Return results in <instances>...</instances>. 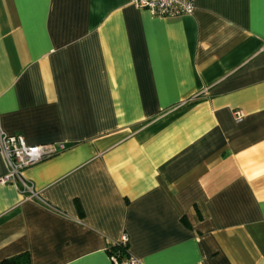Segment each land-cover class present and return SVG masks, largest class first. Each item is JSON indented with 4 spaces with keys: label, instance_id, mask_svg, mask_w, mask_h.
Listing matches in <instances>:
<instances>
[{
    "label": "crops",
    "instance_id": "1",
    "mask_svg": "<svg viewBox=\"0 0 264 264\" xmlns=\"http://www.w3.org/2000/svg\"><path fill=\"white\" fill-rule=\"evenodd\" d=\"M194 5L0 0V131L66 147L0 154V262L264 264V0Z\"/></svg>",
    "mask_w": 264,
    "mask_h": 264
},
{
    "label": "built area",
    "instance_id": "2",
    "mask_svg": "<svg viewBox=\"0 0 264 264\" xmlns=\"http://www.w3.org/2000/svg\"><path fill=\"white\" fill-rule=\"evenodd\" d=\"M130 4L139 10L147 12L151 17L158 19L181 18L190 16L195 9L194 0H130ZM236 122L242 120L240 111L234 112ZM66 149L65 145H27L21 136H7L0 131V154L3 156L7 172L1 183L14 185L21 194L36 197L33 186L22 175V172L50 158ZM112 245L126 249V236ZM118 253L111 254L113 264H139L128 256L126 260H119Z\"/></svg>",
    "mask_w": 264,
    "mask_h": 264
},
{
    "label": "trees",
    "instance_id": "3",
    "mask_svg": "<svg viewBox=\"0 0 264 264\" xmlns=\"http://www.w3.org/2000/svg\"><path fill=\"white\" fill-rule=\"evenodd\" d=\"M113 253H118L117 255H119L121 253H125V249L121 248L118 245H111L110 255ZM0 264H30V262L29 257L27 255H19L11 259L4 260L0 262Z\"/></svg>",
    "mask_w": 264,
    "mask_h": 264
}]
</instances>
